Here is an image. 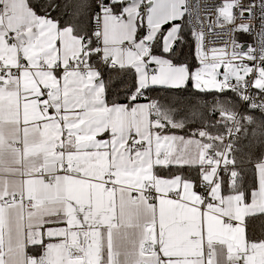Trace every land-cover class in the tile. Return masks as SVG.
Returning a JSON list of instances; mask_svg holds the SVG:
<instances>
[{
	"label": "snow or ice",
	"instance_id": "1",
	"mask_svg": "<svg viewBox=\"0 0 264 264\" xmlns=\"http://www.w3.org/2000/svg\"><path fill=\"white\" fill-rule=\"evenodd\" d=\"M254 27H235L249 39L229 52L177 0H0V40L16 49L15 64L0 50V264L17 256L5 232L13 215L39 220L33 234L21 228L26 264H264V229L250 236L264 223V30ZM25 69L33 81L50 74L56 88L23 87ZM189 138L227 143L210 178L203 165L170 162ZM66 143L107 162L88 178L87 200L70 187L82 172L63 159ZM189 167L199 182L168 174ZM186 185L198 203L185 200ZM173 193L200 213L199 231L186 212L162 207ZM225 196L231 214L210 215L237 231L208 237L205 209L224 207Z\"/></svg>",
	"mask_w": 264,
	"mask_h": 264
},
{
	"label": "crops",
	"instance_id": "2",
	"mask_svg": "<svg viewBox=\"0 0 264 264\" xmlns=\"http://www.w3.org/2000/svg\"><path fill=\"white\" fill-rule=\"evenodd\" d=\"M184 0H177V8L179 5L183 4ZM177 14L179 12L177 11ZM78 45V42H77ZM0 50H2L5 53V59L8 63L15 64L16 63V49L12 48L6 42L3 40H0ZM68 49H65V52H67ZM21 85L23 87L31 88L33 89L34 92L38 93L37 89V82H39L42 85H48L51 88H56L57 82L55 79L51 77L50 74L48 75H37L36 81H33L32 77L28 74V71L25 69L23 73L20 76V81ZM60 93L62 94L64 92V89L59 90ZM35 100H29L28 101V118L29 119H37L39 116V113L35 112ZM74 119V117H72ZM58 135V133H55ZM213 137H215V134H213ZM78 143V141H77ZM72 144L66 143L64 145L66 151V154L63 156V159L67 161L69 164H76L81 166L80 171L82 172V177L79 180H76L74 182H71L70 187L77 191V192H83L84 193V198L87 200V194L89 191V186L91 184V181L88 179L89 177L92 176H99L100 170L102 168H106L107 162L103 160V158H98L97 160L93 161L90 159V156L92 154L84 152V151H71L70 149L72 148ZM219 146V143L216 142L215 138L213 139H208L205 141H201L199 139H187L183 142V147H182V152L178 153V156L181 158L177 157H172L170 162H179V163H185L188 165H199L200 163V158L202 157L203 154L212 151V150H217ZM61 154L57 153L56 158L60 159ZM182 172V174L186 177H190L191 179H196L197 180V170L194 167H189L186 169H177V171L171 170L172 174L175 172ZM207 174L209 178L212 175V170L207 169ZM121 176H124L123 173H120L118 175V179H120ZM138 178L136 175L129 176L123 180H121V185H131L133 184ZM154 179V178H153ZM198 182V181H197ZM157 186L160 187L161 191H167L169 187H174L175 182H172L171 184H166L162 181H156ZM22 187V181L19 177L16 178L15 180V190L20 192ZM92 188L94 189L93 191V196H97L98 192L96 189L98 186L92 185ZM191 186L186 185L184 186V192L182 193L185 196V200H193L196 201L197 203L199 202V198L193 196L191 194ZM213 195L215 198L219 199V194L217 192H213ZM110 196V194H109ZM173 199L172 200H162L161 205L167 206L169 209L171 208H176L178 211L181 213L186 212L188 215H190L195 222L194 227L197 231H199V217L200 213L196 212L194 208H189L187 203L180 204L179 203V198L175 196L173 193ZM221 203L224 205V207H210L205 209V214H204V222H205V228L208 237L211 238H216V239H226L229 234L232 232H235L237 230H229L227 229L226 226L222 227L220 224V219L219 216L213 217L210 215L212 212H217L222 215H230L231 212L233 211L232 208V201L228 196H225L224 199L221 201ZM32 223H39V220L37 221H30L28 219H25L23 223L15 216L13 215L6 224L5 227V232L10 234L12 243L17 246V256L15 257L14 264H26L25 258L23 256V245L22 241L24 239V235L21 232V228H24L27 230V234H33L32 230L29 229V225ZM48 235H51V232L46 233ZM8 236H5V243H7ZM53 255H55V249L51 250Z\"/></svg>",
	"mask_w": 264,
	"mask_h": 264
},
{
	"label": "built area",
	"instance_id": "3",
	"mask_svg": "<svg viewBox=\"0 0 264 264\" xmlns=\"http://www.w3.org/2000/svg\"><path fill=\"white\" fill-rule=\"evenodd\" d=\"M183 4H186L188 10L194 14L198 13L200 25L204 29H211V39L224 46L229 52L235 50L233 44L236 41L245 42L249 39L240 32L234 33L235 27L255 25L253 32L257 29L264 30V0H198V3L184 0ZM237 35L242 37L236 39ZM226 114L228 119L234 115V113ZM234 126L233 124L232 127ZM220 150L226 152L227 143L222 144ZM211 153V155L209 152L203 154L199 165H203L202 170L207 172V169H211L213 173L217 163L223 162V157L217 154V150H212ZM209 162L212 164L211 168L208 167Z\"/></svg>",
	"mask_w": 264,
	"mask_h": 264
},
{
	"label": "trees",
	"instance_id": "4",
	"mask_svg": "<svg viewBox=\"0 0 264 264\" xmlns=\"http://www.w3.org/2000/svg\"><path fill=\"white\" fill-rule=\"evenodd\" d=\"M182 59H187V51H185L184 55L181 57ZM234 107H239V113L240 115L244 114V110L243 108L240 106V102L239 101H234L233 104ZM253 117V122L256 124H260L262 122L259 121L258 119V115L256 113H251L249 114ZM227 120V119H224ZM226 126V125H225ZM209 131H211L213 134H217V133H222L223 128L222 127H213L211 129H209ZM185 135H187V130H185ZM222 147V144H219L218 149H220ZM254 145H250L249 146V151H252ZM256 151H259V148H256ZM237 156H239V153H237ZM173 171H177V169H172ZM238 187V185H237ZM261 229H264V223H257V222H253L250 225V236H253L254 238L256 237H260L262 235Z\"/></svg>",
	"mask_w": 264,
	"mask_h": 264
},
{
	"label": "rangeland",
	"instance_id": "5",
	"mask_svg": "<svg viewBox=\"0 0 264 264\" xmlns=\"http://www.w3.org/2000/svg\"><path fill=\"white\" fill-rule=\"evenodd\" d=\"M242 36L241 35H237L236 36V39H240ZM228 113H232V112H228ZM223 119H227L228 120V117H227V114L225 113V115L223 116Z\"/></svg>",
	"mask_w": 264,
	"mask_h": 264
}]
</instances>
